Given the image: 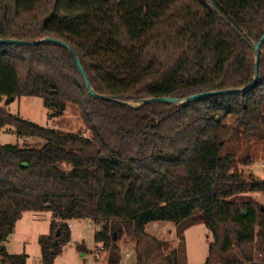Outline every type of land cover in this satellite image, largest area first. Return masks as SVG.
Here are the masks:
<instances>
[{"label": "trees", "instance_id": "trees-1", "mask_svg": "<svg viewBox=\"0 0 264 264\" xmlns=\"http://www.w3.org/2000/svg\"><path fill=\"white\" fill-rule=\"evenodd\" d=\"M263 35L264 0H0V39L63 40L97 93L129 103L251 85L250 44ZM21 96L74 105L86 135L3 105ZM263 110L264 43L254 88L139 108L93 97L61 45L0 44V132L46 140L0 142V264H27L5 241L28 211L50 214L41 264H57L73 220L99 226L96 264L102 256L121 264L129 244L132 264H188L184 237L174 246L149 226L195 221L213 235L204 264H264V180L220 155L221 128L232 121L250 130ZM77 249L92 253L84 243Z\"/></svg>", "mask_w": 264, "mask_h": 264}, {"label": "rangeland", "instance_id": "rangeland-1", "mask_svg": "<svg viewBox=\"0 0 264 264\" xmlns=\"http://www.w3.org/2000/svg\"><path fill=\"white\" fill-rule=\"evenodd\" d=\"M3 105L14 115L31 122L55 128L61 133L84 132L87 128L82 124L80 114L74 105L62 109L59 106H48L43 99L35 96H21ZM254 128L247 130L243 125H236L229 121L221 128V140L223 145L220 149L222 157L232 155L239 161V167L246 176L251 174L264 180V110L251 120ZM2 144L31 145L42 147L46 140L39 137L19 136L15 131L0 132ZM264 202V194L259 195ZM71 243L64 245L57 255V262L68 264H95V250L98 248L94 234L99 226L91 220H73ZM186 224L185 228L180 225L153 223L149 231L156 236L170 240L174 246L180 244L181 237L187 249L188 264H204L209 254V243L213 235L202 221ZM50 214L36 218L35 213L28 211L23 213L16 225L14 233L5 241V246L10 253L28 255L27 264H41L42 250L39 242L41 235L50 233ZM84 243L92 253L82 255L77 244ZM133 245H127L125 257L121 264H132L134 251ZM98 264H106V257L102 256Z\"/></svg>", "mask_w": 264, "mask_h": 264}, {"label": "water", "instance_id": "water-1", "mask_svg": "<svg viewBox=\"0 0 264 264\" xmlns=\"http://www.w3.org/2000/svg\"><path fill=\"white\" fill-rule=\"evenodd\" d=\"M45 42H50V43H54V44H58L61 45L63 47H65L72 55L74 61L76 62V64L78 65V68L80 70V72L82 73V76L85 79V82L87 84L88 90L90 91L91 95L93 97H98V98H102V99H106V100H113L116 101L118 103L121 104H126V105H131L134 108H139L145 104L148 103H152V102H170V103H175V104H182V103H191L209 96H214V95H219V94H224V93H233V92H243L249 89H252L256 86L257 82H258V69H259V59H260V49L262 44L264 43V35L261 37V39L259 40V42L256 45H252L250 44L251 48L254 51L255 54V79L254 82L249 85V86H245L242 88H237V89H227V90H221V91H210V92H201L192 96H189L185 99L183 98H174V97H148V98H142L139 100H135L132 103H129L127 101H123V100H119V99H115L112 98L110 96H106V95H102L97 93L92 84L91 81L89 79V76L85 70V68L83 67L79 57L77 56L74 48L69 45L67 42L57 39V38H53V37H45L39 40H34V41H28V40H16V39H0V44H22V45H39ZM14 98H11L8 100V102L13 101ZM48 106H60L62 109L66 108V103L63 102L61 103V105H59L57 102H49L46 103ZM24 165H28V163H24ZM60 232H57V238L60 236ZM59 244L58 239H56L55 241V246H57Z\"/></svg>", "mask_w": 264, "mask_h": 264}, {"label": "crops", "instance_id": "crops-1", "mask_svg": "<svg viewBox=\"0 0 264 264\" xmlns=\"http://www.w3.org/2000/svg\"><path fill=\"white\" fill-rule=\"evenodd\" d=\"M255 176V175H254ZM257 177V176H256ZM258 178V177H257ZM259 179H261V177H259ZM261 180H263V179H261ZM46 214H48V213H35V217L36 218H41V216H45ZM71 225H70V228H71V235H72V233H73V230H72V228L74 227V225L71 223V221L69 222ZM85 256V255H84ZM247 264H261V263H247Z\"/></svg>", "mask_w": 264, "mask_h": 264}, {"label": "built area", "instance_id": "built-area-1", "mask_svg": "<svg viewBox=\"0 0 264 264\" xmlns=\"http://www.w3.org/2000/svg\"><path fill=\"white\" fill-rule=\"evenodd\" d=\"M71 225V224H70ZM71 243V242H70ZM102 246H99L96 250H95V253H97V251L99 250H102ZM57 264H68V263H65V262H57ZM96 264V263H95Z\"/></svg>", "mask_w": 264, "mask_h": 264}]
</instances>
